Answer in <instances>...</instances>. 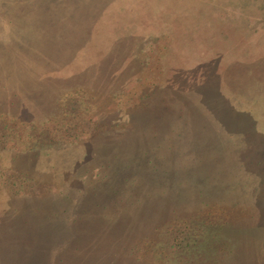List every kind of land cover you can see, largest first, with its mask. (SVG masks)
Listing matches in <instances>:
<instances>
[{"label": "rangeland", "instance_id": "rangeland-1", "mask_svg": "<svg viewBox=\"0 0 264 264\" xmlns=\"http://www.w3.org/2000/svg\"><path fill=\"white\" fill-rule=\"evenodd\" d=\"M0 264H264V0H0Z\"/></svg>", "mask_w": 264, "mask_h": 264}]
</instances>
